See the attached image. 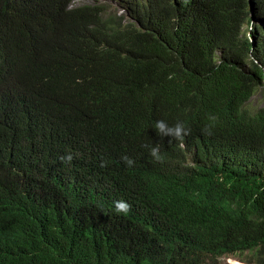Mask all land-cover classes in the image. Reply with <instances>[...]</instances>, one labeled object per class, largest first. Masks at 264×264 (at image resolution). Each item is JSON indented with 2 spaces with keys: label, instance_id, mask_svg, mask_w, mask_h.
Here are the masks:
<instances>
[{
  "label": "trees",
  "instance_id": "trees-1",
  "mask_svg": "<svg viewBox=\"0 0 264 264\" xmlns=\"http://www.w3.org/2000/svg\"><path fill=\"white\" fill-rule=\"evenodd\" d=\"M69 1L0 0V264H264V0H140L94 42Z\"/></svg>",
  "mask_w": 264,
  "mask_h": 264
},
{
  "label": "clouds",
  "instance_id": "clouds-1",
  "mask_svg": "<svg viewBox=\"0 0 264 264\" xmlns=\"http://www.w3.org/2000/svg\"><path fill=\"white\" fill-rule=\"evenodd\" d=\"M101 1L102 0H70L65 6V9L70 11L86 8L93 14V21L86 23L84 26L86 34L88 35V39H87L88 42H94L97 39L98 34L94 32L96 22L98 23L103 22L105 17L109 15L110 18L108 20L115 21L114 19L118 20L119 18H121L123 22H128V21L131 22L132 20L135 21L134 14L137 10H139L142 7L138 3L140 0H114L119 2L120 4L119 11L121 12V14L116 15L114 13L109 12V9L107 8L105 9L103 2ZM134 25L138 26L136 24V21ZM251 41L254 44V40L251 39ZM131 71L135 80L138 81L140 69L136 68L135 62L132 63ZM171 78L172 77L169 76V79ZM150 116L155 117L153 120V124H154L156 120V116L153 108H151ZM113 124L117 127L122 128L123 130L129 129V121L127 120L125 114L122 117V119L120 120L117 119ZM154 129L156 130L158 136H160L161 138L171 137L174 143L178 144L181 147H184L185 144L184 139L188 135H190L191 132L190 128L186 127L185 123L182 121L175 122L174 124H169L165 120H157L154 125ZM38 136H41V133L35 127L31 126V128L29 129V137H30L29 147L23 153L22 160L34 166L45 165L47 161L56 162V157H54L50 153L49 154L44 153L41 150V147L37 143H34L35 137ZM141 146L148 149L149 155L156 162H163L164 157L161 155L159 147L149 146L148 144H142ZM107 155L108 153L105 154L104 156ZM60 159L65 163L71 164L73 160V154L71 152H68L66 155L61 156ZM121 159L128 167L133 166L135 163V161L132 160L127 155L122 156ZM100 166L105 167L106 163L102 160ZM113 204H114L115 212L117 214L126 215L131 209V205L124 200H116L113 202ZM225 264H242V262L239 259L228 257Z\"/></svg>",
  "mask_w": 264,
  "mask_h": 264
},
{
  "label": "rangeland",
  "instance_id": "rangeland-1",
  "mask_svg": "<svg viewBox=\"0 0 264 264\" xmlns=\"http://www.w3.org/2000/svg\"><path fill=\"white\" fill-rule=\"evenodd\" d=\"M103 5L105 9H109V12L114 13L116 15L121 14L119 11L120 4L117 1L114 0H102ZM107 11V10H106ZM125 15V14H123ZM255 22H260L259 20H256ZM249 103L251 105V109H257L258 107L262 106L264 104V91L261 89H258L255 94H253L252 97H250ZM228 257H233L235 259H239L242 264H250L248 261H250L251 258V252L244 251L242 254H225L220 257V264H225Z\"/></svg>",
  "mask_w": 264,
  "mask_h": 264
}]
</instances>
